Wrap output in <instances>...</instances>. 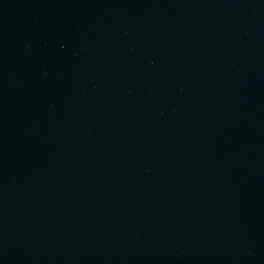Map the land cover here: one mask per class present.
Listing matches in <instances>:
<instances>
[{
  "label": "water",
  "instance_id": "1",
  "mask_svg": "<svg viewBox=\"0 0 264 264\" xmlns=\"http://www.w3.org/2000/svg\"><path fill=\"white\" fill-rule=\"evenodd\" d=\"M0 264H264V0H0Z\"/></svg>",
  "mask_w": 264,
  "mask_h": 264
}]
</instances>
